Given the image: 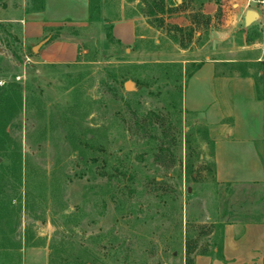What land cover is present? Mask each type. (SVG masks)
Segmentation results:
<instances>
[{
  "label": "rangeland",
  "instance_id": "rangeland-1",
  "mask_svg": "<svg viewBox=\"0 0 264 264\" xmlns=\"http://www.w3.org/2000/svg\"><path fill=\"white\" fill-rule=\"evenodd\" d=\"M235 3L261 13L246 25L247 42L237 39L244 18ZM48 4L47 19L44 0H0V104L17 106L0 122V264L221 257L226 224L264 221V178L218 175L211 127L222 118L209 114L207 87L191 79L193 60L215 49L240 58L238 45H264L260 6L89 0L85 17L84 0ZM205 4L216 11L205 14ZM116 19L135 20L133 41L114 32ZM262 70L251 72L260 79Z\"/></svg>",
  "mask_w": 264,
  "mask_h": 264
},
{
  "label": "crops",
  "instance_id": "crops-1",
  "mask_svg": "<svg viewBox=\"0 0 264 264\" xmlns=\"http://www.w3.org/2000/svg\"><path fill=\"white\" fill-rule=\"evenodd\" d=\"M84 2L87 8L85 17H87L89 15V0H84ZM233 5L237 7V11L241 10L244 18V21L240 18L235 22L243 30L237 39L239 42L242 40L247 42L248 30L245 24V15L248 10L256 9L248 4L235 3ZM223 6L225 5L223 4ZM206 7L205 4L203 11L205 14L211 15L210 11H216L208 8L210 6L207 7L208 9ZM48 11V0H44L42 12L47 19ZM259 14L261 16V13ZM173 16L176 17L172 18L174 23L179 27L187 26L184 20L182 22L179 20V14ZM50 20L54 22L57 19ZM114 21V32L124 44L130 43L136 38L134 19H116ZM256 43L238 45L236 51H239L238 57L241 55L240 58H223L215 49L213 57L206 56V59L200 62L193 60L194 63L201 65L191 79L197 80V85L201 83L207 87L212 98L210 105L213 106V112H209V114L214 116L219 113L222 118L219 127H211V138L216 147L218 175L222 169L230 172V176L235 175L234 172L242 171L249 172L247 178L250 176H255L257 180L258 177L264 178V160L261 158L264 153V45ZM232 55L234 54L232 53ZM231 66H245L248 70L245 69L240 74L238 70L229 71L228 68ZM254 67H262L260 79L254 77L251 72ZM190 99L193 104L199 105L200 100L194 96ZM205 114L208 116V112ZM230 115L234 116L231 123H225L224 118ZM258 120L260 126L254 133L252 125ZM257 131L258 133H256ZM240 136H244L247 142H236L241 139ZM221 141L224 143L221 144ZM240 144H243V148L238 147ZM235 180H246V178L241 177V179ZM222 247L221 257L198 255L196 264H264V221L226 224L223 229Z\"/></svg>",
  "mask_w": 264,
  "mask_h": 264
},
{
  "label": "trees",
  "instance_id": "trees-1",
  "mask_svg": "<svg viewBox=\"0 0 264 264\" xmlns=\"http://www.w3.org/2000/svg\"><path fill=\"white\" fill-rule=\"evenodd\" d=\"M201 64L197 65V67H199ZM11 101V100H10ZM17 106H15V102L11 101V102H6L5 105H1L0 104V122H4L3 119V115L5 113H10L12 114L10 116V118L12 119L13 116H15V112L17 111ZM10 119H8L7 121H9ZM193 263V262H192Z\"/></svg>",
  "mask_w": 264,
  "mask_h": 264
},
{
  "label": "water",
  "instance_id": "water-1",
  "mask_svg": "<svg viewBox=\"0 0 264 264\" xmlns=\"http://www.w3.org/2000/svg\"><path fill=\"white\" fill-rule=\"evenodd\" d=\"M260 18V14L256 10H248L245 15V24L248 26L251 23H253L255 20ZM44 42H41L37 46L33 47V51L37 52L40 47H42ZM126 87H128V84H126Z\"/></svg>",
  "mask_w": 264,
  "mask_h": 264
},
{
  "label": "built area",
  "instance_id": "built-area-1",
  "mask_svg": "<svg viewBox=\"0 0 264 264\" xmlns=\"http://www.w3.org/2000/svg\"><path fill=\"white\" fill-rule=\"evenodd\" d=\"M249 1L251 3L257 4L258 6H260L261 10L264 12V0H249ZM259 13H260V11H259Z\"/></svg>",
  "mask_w": 264,
  "mask_h": 264
}]
</instances>
